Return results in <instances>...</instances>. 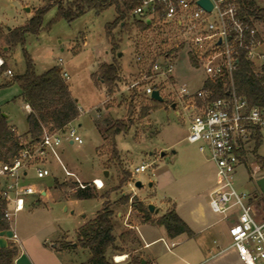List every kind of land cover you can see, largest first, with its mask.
<instances>
[{
  "label": "rangeland",
  "instance_id": "obj_1",
  "mask_svg": "<svg viewBox=\"0 0 264 264\" xmlns=\"http://www.w3.org/2000/svg\"><path fill=\"white\" fill-rule=\"evenodd\" d=\"M55 1L0 0V21L10 27L18 26L24 22L30 12L34 14L36 9L53 5ZM253 5L264 9V0H253ZM55 13V6H51L43 16V26L55 16ZM114 17L113 7L99 14L87 11L70 22L59 20L49 29L41 30L38 35L28 34L24 47L17 46L8 52L6 68L11 69L14 76L24 72V48L31 57L37 73L59 65L68 75L64 80L80 110L78 117L71 122V126L75 128L82 143L70 144L64 139L57 149V154L66 169L73 172L74 176L83 183H90L94 178L103 181L104 186L101 189L93 187L99 195H105L106 198L102 200L109 203L113 209L115 245L122 248L119 251H109L107 258L113 264H126L128 259L137 254L134 251L136 246L122 243L118 236L121 232L130 230L129 225L133 226L143 220V214L134 208L132 202L140 201V198L150 199L153 202H158L160 199L163 202L164 198L167 199L161 191L154 192L149 186V182L154 181L155 169L158 165L170 166L171 161L174 160L171 151L177 150L178 154L172 168L178 173L180 182H188L195 179L192 171L183 170L185 160L201 158L197 145L189 143L185 138L191 111L183 109L180 103L171 107V103L176 100L171 93L172 87L161 83L162 101L155 102L150 96L143 94L141 86L138 90H125L124 81L141 77L148 71L151 59L159 58V55L167 52L171 53L175 60L174 80L178 83L175 88L182 82L188 84L191 89L199 87L205 78V73L203 65L192 61L193 52L190 48L184 44L178 45L179 41L173 35L169 33L168 36H164V33L152 29L139 30L132 24L135 19L129 17L127 28L122 29L117 26L113 32L119 46L115 58L121 68L120 81L108 94L104 86L95 87L91 75L98 70L102 62L109 63L114 58L105 34V24L111 22ZM254 21L264 30V22L255 19ZM4 29L3 25L1 31L3 32ZM138 55H141V60L136 59ZM9 79H0V113L6 116L9 124L15 126L17 133L24 134L27 130L26 108L19 98V86L17 83L1 86ZM143 104L152 108L145 117L141 118ZM154 105L157 106L156 109L153 108ZM125 118H130L132 125L127 132L114 136V146L118 152V157L114 158L111 155V142L104 141L99 130L103 131L107 126L104 120L113 122L115 119ZM95 124L99 126V130ZM22 140L27 141L29 138ZM171 144L172 147H169ZM164 151L167 154L161 160V153ZM257 154L264 157V134L263 142L257 148ZM248 157V161L253 162L250 153ZM142 162H152L151 167L144 172L134 174L133 168ZM46 165L50 170L49 176L38 179L33 171H29L25 179V182L34 184L37 189L44 188L47 195L27 196L29 201L38 200V205L29 204L24 211L17 214L15 219L18 234L35 249L36 246L38 247V235L42 233L43 239L46 240L48 249L46 250L53 251L64 264H85L89 252L80 246L77 231L101 208V198L72 199L71 187L75 184L74 177L65 175L53 156L47 158ZM105 170L108 171L107 176L104 175ZM208 172L211 174L210 169ZM126 173H128L127 177ZM260 174H264V167L251 179L246 176L242 167H237V184L242 183L241 189L255 195V199L261 194L255 178ZM133 178L142 185L131 186L129 183ZM123 179L125 180L122 181ZM121 196L128 197L126 204L121 203ZM158 208V213L162 214L165 205L161 204ZM157 211L154 205V211L148 212L151 217L156 218ZM227 226L228 220H219L217 227L222 231L223 238L211 242L212 247H215L216 242L219 246H225L230 242ZM62 242H70L72 245L61 248ZM53 243L55 247L51 246ZM160 248H163L162 242H158L151 249ZM179 248L196 249V242L194 239L188 240ZM169 249L175 248L169 247ZM117 255L124 256L123 260L116 261Z\"/></svg>",
  "mask_w": 264,
  "mask_h": 264
},
{
  "label": "built area",
  "instance_id": "obj_2",
  "mask_svg": "<svg viewBox=\"0 0 264 264\" xmlns=\"http://www.w3.org/2000/svg\"><path fill=\"white\" fill-rule=\"evenodd\" d=\"M137 1L131 16L140 21L149 20L147 29L160 31L164 36L170 33L179 41L178 45L189 47L192 61L203 65L205 78L194 89L185 82L175 88L178 84L174 80L175 60L167 52L159 55L160 59H151L148 71L130 81L126 90H138L141 86L143 94L150 96L154 90L160 94L161 83L172 87L174 105L180 103L183 109L191 111L186 140L196 144L199 152L207 153L215 166L214 183L208 193L211 211L222 219H234L228 229L230 246L243 264H264V218H257L255 195L236 185L237 167L246 156L248 144L264 134V105H250L236 92L233 79L241 57L252 64L256 75L264 66V30L241 14L236 0H209L210 10L198 4V0ZM141 58V55L136 57ZM3 64L0 57V67ZM12 76L9 68L0 73V79ZM61 76L68 78L62 71ZM217 82L218 89L225 91L224 96L213 97ZM64 139L71 144L82 143L70 122L60 129L43 128L38 140H22L11 158L0 161V220L7 224V228L0 230V236L8 242L18 243L15 218L24 209L26 196L41 191L25 179L29 171L38 179L49 176L46 165L49 156L58 161L65 175L74 177L73 192L90 184L96 189L103 187L101 179L100 183L97 179L83 183L66 169L57 154ZM151 164L142 162L132 172H144ZM260 170L261 165L253 163L250 176ZM129 184L134 186L135 179Z\"/></svg>",
  "mask_w": 264,
  "mask_h": 264
},
{
  "label": "trees",
  "instance_id": "obj_3",
  "mask_svg": "<svg viewBox=\"0 0 264 264\" xmlns=\"http://www.w3.org/2000/svg\"><path fill=\"white\" fill-rule=\"evenodd\" d=\"M236 1L244 17L264 22V9L254 7L253 0ZM137 4V0H56L53 5L38 8L24 25L12 28L6 34L1 35L0 57L4 58V64L0 67V72L7 66L6 57L8 52L17 46L24 47L28 34L38 35L41 30L49 29L53 23L59 20L70 22L87 11L99 14L103 10L113 7L115 17L111 22L105 24V34L111 45L114 58L109 63L100 64L98 70L92 74L94 83H102L106 87L107 94L111 93L120 81L121 71L115 58L119 46L116 43L113 32L117 26L122 29L128 27L127 19L132 17L131 11ZM51 6L56 8L55 16L43 26V16ZM132 24L139 30L148 28V24L145 21L135 19ZM0 32H2L1 28ZM23 55L25 59L24 72L20 75H13L1 86H8L13 83H17L19 86V98L30 107V111L26 115L27 131L23 135L17 134L8 125L6 116L0 113V161H7L11 158L20 147L22 138L26 139L28 137L31 141H36L39 139L43 128L49 130L60 129L75 120L79 115L76 100L72 97L68 84L61 76L60 68L52 66L38 74L35 71L31 57L24 48ZM233 79L236 92L244 96L250 105H264V66L261 67L260 72L256 75L252 64L241 57L237 69L234 71ZM207 85H210V82H207ZM218 85L219 82L214 85L215 92L213 97H221L225 94V91L218 89ZM155 105L153 106L154 109L157 108ZM151 108L143 104L140 117H145ZM104 123L107 126L103 131L99 130L97 124L95 125L103 140L111 142V155L116 158L118 157V152L114 146V136L127 132L132 125V121L130 118H125L115 119L113 122L104 120ZM74 186L75 184L72 185V187ZM95 197L106 198L104 194L99 195L91 184L86 185L84 188H77L71 196L72 199L78 200ZM120 200L122 204H126L128 197L121 196ZM260 201L264 203V194H262ZM132 204L137 211L143 214V222L163 226L168 236L174 237L183 232L188 235L192 234L173 208H169L162 215L153 218L148 212L147 205L142 201L134 200ZM113 214V209L109 203L103 201L101 208L95 212L94 217L79 227L77 231L79 244L89 252V258L85 264H113L107 258V253L111 250L119 251L122 249L115 245L116 236L113 233ZM5 228H7V224L0 220V230ZM118 239L122 243H130L132 245L137 242L131 230L121 232ZM71 245L72 243L70 242H62L60 247L68 248ZM17 255L18 248L14 243L9 242L5 246H0V264H14ZM140 262L141 259L135 255L129 259L128 264H140Z\"/></svg>",
  "mask_w": 264,
  "mask_h": 264
},
{
  "label": "crops",
  "instance_id": "obj_4",
  "mask_svg": "<svg viewBox=\"0 0 264 264\" xmlns=\"http://www.w3.org/2000/svg\"><path fill=\"white\" fill-rule=\"evenodd\" d=\"M32 16L33 13L30 12L29 15L25 18L24 22L19 24L18 26L24 25ZM3 25L5 29L3 32H0V37L1 35L6 34L10 29L18 27H10L0 21V28ZM54 66L59 67V65ZM60 70L62 72H65L61 68ZM130 81H124L125 90ZM92 82L95 87L104 86L102 83L96 85L93 80ZM21 102L26 108L27 115V113L30 111V107L27 106L23 101ZM8 125L11 126L17 133V130L13 124L8 123ZM262 142L263 135L262 138H256L255 140L251 141L248 144V150L246 151L245 158L243 159L241 164L238 165V167H242L249 179L252 178L249 172L250 165H253V163H259L261 165V169H263L264 167V157L257 154V148L262 144ZM169 147H172V144L169 145ZM173 151L174 152L171 151V157L174 159L173 161H171L172 164L170 166L169 164H163L160 167L158 165V167L154 171V181L149 182L151 183L150 187L154 190V192L161 191L167 197V199L164 198L163 202L162 199H160L158 202H153L150 199L146 200L140 198V201L144 202L145 204L153 203L156 206V211L159 209L158 207L161 204L165 205L164 212L169 208H173L177 216L185 223L192 234L188 235L186 232H183L174 237H170L168 236L163 226H159L157 224H152L149 222H143L142 220L137 222V224H134L133 226L129 225L130 230L137 239L134 251L137 252L136 255L141 259L140 264H243V262L239 259L235 249L230 246V242L225 246H219L218 242H216L215 247L211 246V242H214L216 240L219 241V239L223 238L222 231H220V229L217 227L219 220H228V235L229 226L234 220L231 217L222 219L219 215L213 213L208 205V193L212 188L215 179L214 164L208 159L207 153H201L197 148L201 159H199L198 157H194L191 161L185 160L186 163L183 168L184 171H192V174L194 176L193 179L195 180L180 182L178 173L175 172L172 168L178 154L177 150ZM163 153L164 154L160 157L161 160H163V156L167 154L166 151H164ZM249 153L251 154L253 162L248 161ZM208 165L210 167H208ZM208 169H210L211 174H209ZM263 176L264 174H260L255 178L258 179ZM199 180L201 181V183ZM236 185L239 189H241L242 183L237 184L236 182ZM258 191L261 194L253 202L254 209L257 218H264V203L260 201V198L264 193H262L260 190ZM38 195L45 197L47 195V191L44 188H41L40 194ZM135 195L138 196L136 193ZM102 202L103 200L101 199V205ZM29 204L36 206L38 205V200L29 201L26 196L25 206L22 211H24ZM162 214H159L157 211L156 217ZM14 226L18 235V243L16 244L18 248V255L14 260V264H64V262H62V260H60L53 253V251H47L48 249L46 248V240L43 239L42 233L38 235V247L36 246L34 249L30 245H28L23 238H20L16 228V219ZM191 239L195 240L196 249L191 250L179 248L180 245ZM158 242L163 243V248L151 249ZM8 243L9 242L4 237L0 236V246H5ZM51 246L55 247L56 245L53 243ZM168 246L174 247L175 249L171 250ZM128 262L129 259L126 264H128Z\"/></svg>",
  "mask_w": 264,
  "mask_h": 264
},
{
  "label": "water",
  "instance_id": "obj_5",
  "mask_svg": "<svg viewBox=\"0 0 264 264\" xmlns=\"http://www.w3.org/2000/svg\"><path fill=\"white\" fill-rule=\"evenodd\" d=\"M198 4H200L202 7L206 8L207 10L211 9V3L209 0H198ZM28 10V8L26 9ZM147 24H149V20L146 21ZM150 98L155 100V101H162V97L159 94L158 90H154L151 94H150ZM174 103H172L171 107H174ZM172 152H174L172 150ZM164 153L162 152L161 155H163ZM107 172L108 171H104V175L107 176ZM142 185V183L140 181H135V186L136 187H140ZM151 185V183H149V186ZM256 185L258 186L259 190L264 193V176L260 177L258 179H256ZM148 211L149 212H153L154 211V205L149 203L147 205ZM143 264V263H142Z\"/></svg>",
  "mask_w": 264,
  "mask_h": 264
},
{
  "label": "bare ground",
  "instance_id": "obj_6",
  "mask_svg": "<svg viewBox=\"0 0 264 264\" xmlns=\"http://www.w3.org/2000/svg\"><path fill=\"white\" fill-rule=\"evenodd\" d=\"M100 182H101V180L97 179V183H100ZM123 258H124V256H118V255L115 257L116 261L123 260Z\"/></svg>",
  "mask_w": 264,
  "mask_h": 264
}]
</instances>
